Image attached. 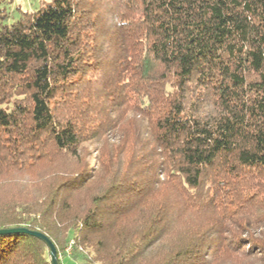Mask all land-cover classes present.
Here are the masks:
<instances>
[{"label":"trees","instance_id":"16d2710c","mask_svg":"<svg viewBox=\"0 0 264 264\" xmlns=\"http://www.w3.org/2000/svg\"><path fill=\"white\" fill-rule=\"evenodd\" d=\"M1 3L0 230L81 264H264V0ZM0 264L49 250L3 234Z\"/></svg>","mask_w":264,"mask_h":264},{"label":"rangeland","instance_id":"374dc122","mask_svg":"<svg viewBox=\"0 0 264 264\" xmlns=\"http://www.w3.org/2000/svg\"><path fill=\"white\" fill-rule=\"evenodd\" d=\"M1 7L7 13L6 24L11 25L12 23L18 21L22 13H34L41 9L42 7L49 5L53 0H0ZM91 151L92 148L89 147ZM90 164H94L93 155L89 159ZM71 247H67L63 252L58 254V258L62 259V264H81L79 260L71 259Z\"/></svg>","mask_w":264,"mask_h":264},{"label":"water","instance_id":"95a60500","mask_svg":"<svg viewBox=\"0 0 264 264\" xmlns=\"http://www.w3.org/2000/svg\"><path fill=\"white\" fill-rule=\"evenodd\" d=\"M13 233H25L43 242L49 250L50 264H59L56 248L54 244L44 234L38 231H31L26 228H13V229H7V230H0V235L13 234Z\"/></svg>","mask_w":264,"mask_h":264},{"label":"built area","instance_id":"2783aa9c","mask_svg":"<svg viewBox=\"0 0 264 264\" xmlns=\"http://www.w3.org/2000/svg\"><path fill=\"white\" fill-rule=\"evenodd\" d=\"M70 247V246H69Z\"/></svg>","mask_w":264,"mask_h":264}]
</instances>
